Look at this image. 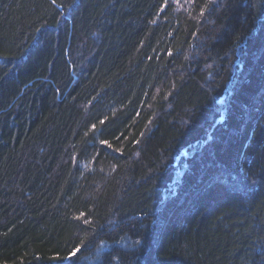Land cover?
Wrapping results in <instances>:
<instances>
[{"label": "trees", "instance_id": "1", "mask_svg": "<svg viewBox=\"0 0 264 264\" xmlns=\"http://www.w3.org/2000/svg\"><path fill=\"white\" fill-rule=\"evenodd\" d=\"M0 264H264V0H0Z\"/></svg>", "mask_w": 264, "mask_h": 264}]
</instances>
